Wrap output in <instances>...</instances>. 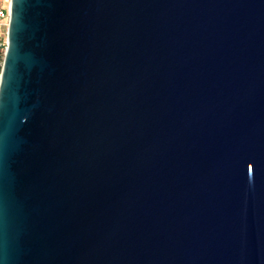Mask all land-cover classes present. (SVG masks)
Instances as JSON below:
<instances>
[{
    "label": "water",
    "instance_id": "1",
    "mask_svg": "<svg viewBox=\"0 0 264 264\" xmlns=\"http://www.w3.org/2000/svg\"><path fill=\"white\" fill-rule=\"evenodd\" d=\"M0 264H264V0H11Z\"/></svg>",
    "mask_w": 264,
    "mask_h": 264
},
{
    "label": "built area",
    "instance_id": "2",
    "mask_svg": "<svg viewBox=\"0 0 264 264\" xmlns=\"http://www.w3.org/2000/svg\"><path fill=\"white\" fill-rule=\"evenodd\" d=\"M11 14V0H0V79L4 56L8 44V27Z\"/></svg>",
    "mask_w": 264,
    "mask_h": 264
}]
</instances>
